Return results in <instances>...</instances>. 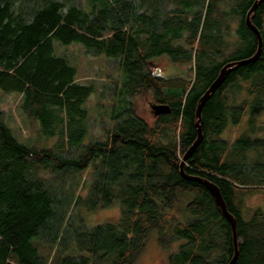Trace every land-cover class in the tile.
<instances>
[{"label":"trees","instance_id":"trees-1","mask_svg":"<svg viewBox=\"0 0 264 264\" xmlns=\"http://www.w3.org/2000/svg\"><path fill=\"white\" fill-rule=\"evenodd\" d=\"M254 1L0 0V264H135L152 240L167 264H228L230 221L179 163L197 137L202 94L225 63L257 50L245 21ZM250 20L260 54L206 100L202 138L183 163L219 188L235 219L233 264H264V204H247L264 192V0ZM72 46L112 59L116 71L104 83L79 81ZM161 58L192 74H155L149 63ZM9 94L35 126L31 142L8 126ZM138 97L169 110L150 124ZM90 115L103 138L89 137ZM113 205L116 218L92 219Z\"/></svg>","mask_w":264,"mask_h":264},{"label":"rangeland","instance_id":"rangeland-1","mask_svg":"<svg viewBox=\"0 0 264 264\" xmlns=\"http://www.w3.org/2000/svg\"><path fill=\"white\" fill-rule=\"evenodd\" d=\"M68 51L74 56V61L77 65V76L78 80L81 82H87L89 80H94L97 82H106V77L110 73L116 71V66L112 59L105 58L103 56L91 57L84 55L76 46L68 48ZM149 67L155 74L161 76L170 75H191L186 66H180L172 64L167 59L161 58L156 61H151ZM89 102L87 103L90 113L93 114L94 101L98 98L97 95H92ZM20 100V95L9 94L5 95L2 100L1 108L7 113V123L8 126L13 130L15 136L21 142H31L35 136V126L31 122H24L22 117L16 112V105ZM152 101L150 98L138 97L136 99V113L145 119L150 124L153 123V113L150 105ZM258 123L263 126L264 133V111L258 117ZM244 123H240L237 127L226 128L223 134L224 138L233 139L240 130L243 129ZM89 137L90 138H103V132L101 126L98 124L96 119L93 121L92 115L89 117ZM39 143V141H35ZM256 203L264 204V192L254 193L247 199L248 205H253ZM119 214L118 207L113 205L105 210L99 211L97 214L92 216V219H103V218H116ZM40 251L47 255L49 259L54 258V251L45 248L41 245L38 246ZM168 251L162 250L156 244L154 240L150 241L143 253L139 255L135 264H167L166 256Z\"/></svg>","mask_w":264,"mask_h":264},{"label":"water","instance_id":"water-1","mask_svg":"<svg viewBox=\"0 0 264 264\" xmlns=\"http://www.w3.org/2000/svg\"><path fill=\"white\" fill-rule=\"evenodd\" d=\"M262 1L263 0H255L245 15V21H246L247 25L255 33V35L257 37L258 46H257L256 52L253 54V56H251L249 58L239 60V61H235V62H227L220 68L215 79L210 83L208 88L205 90V92L202 94V96L199 99V102H198L197 107H196V112H195L196 117H197V120L195 122V125L197 128V137H196L195 141L189 146L187 151L184 153V155L182 156L180 163H179L181 174H183L186 178H190V179H194V180H198V181L202 182L212 192V194L215 198V201H216L217 205L219 206L220 210L230 221L231 229H232V235H233L234 254H233L232 258L230 259V261L228 262V264H233L237 258V238H236V230H235L236 229L235 219L227 211L226 204H225V202L221 196L219 188L217 186H215L212 182L208 181L207 179H204V178L198 177V176H191V175L185 174V172L183 171V163L189 157V155L194 151V149L199 144V142L202 138L201 109H202L204 103L206 102V100L221 85V83L224 81V79L226 78V76L228 75V73L231 70H233L236 67L241 66L243 64L255 61V59L260 54V50H261V46H262V38H261L259 30L251 23L250 14L256 9V7ZM150 107L152 109V113L154 116H157V115L164 113V112H168V110H169L168 106L163 105V104H153L152 103L150 105Z\"/></svg>","mask_w":264,"mask_h":264}]
</instances>
